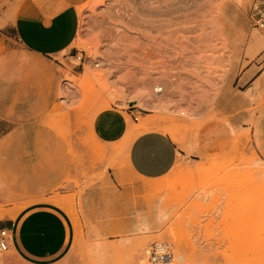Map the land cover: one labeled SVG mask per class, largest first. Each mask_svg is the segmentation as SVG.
Wrapping results in <instances>:
<instances>
[{"label":"rangeland","instance_id":"1","mask_svg":"<svg viewBox=\"0 0 264 264\" xmlns=\"http://www.w3.org/2000/svg\"><path fill=\"white\" fill-rule=\"evenodd\" d=\"M257 1L81 5L75 52L59 59L57 102L36 125L0 137V223L42 200L25 192L61 168L63 179L46 200L71 216L76 239L56 264H154L151 252L161 245L174 255L166 264H264V161L242 126L252 96L232 84L264 64V29L251 18ZM112 107L130 126H156L175 139L180 154L171 173L136 178L127 167L128 141L96 136L94 116ZM29 132L40 146L15 147ZM49 141L68 143V165L55 163L65 149ZM0 264L28 263L8 250Z\"/></svg>","mask_w":264,"mask_h":264},{"label":"crops","instance_id":"2","mask_svg":"<svg viewBox=\"0 0 264 264\" xmlns=\"http://www.w3.org/2000/svg\"><path fill=\"white\" fill-rule=\"evenodd\" d=\"M87 1L0 0V20H3L0 25V137H5L16 125H36L39 117L45 116L57 102L58 67H63L59 59L75 52L80 25L78 8ZM256 68L251 65L232 84L244 87L245 93L252 96L242 106V126L250 130L251 148L264 161V64L259 62ZM231 107L227 106L223 114L233 113ZM248 117L250 123L246 121ZM155 127L147 130L130 126L116 107L97 113L93 119V131L101 141L109 144L128 141L127 167L139 179L163 178L171 173L179 159L178 143L169 133ZM30 132L25 139L15 141V147H39V141L31 138ZM135 134L138 136L133 138ZM45 146L65 149L55 163L71 162L68 143L49 141ZM31 160L33 157H27L25 162ZM18 162L23 161L18 158ZM61 170L57 168L45 183L35 181L25 192L42 200L26 206L16 218L0 223L9 230V250L28 264H56L67 257L75 243L76 228L71 216L46 200L62 181Z\"/></svg>","mask_w":264,"mask_h":264},{"label":"built area","instance_id":"3","mask_svg":"<svg viewBox=\"0 0 264 264\" xmlns=\"http://www.w3.org/2000/svg\"><path fill=\"white\" fill-rule=\"evenodd\" d=\"M251 18L256 27L264 29V0L257 1L251 7ZM78 56V55H77ZM78 59L82 62L83 57ZM99 65L96 64V67ZM157 90V89H156ZM163 88H158V92H161ZM135 122H139V117L133 115L132 117ZM9 239L10 233L7 228L0 226V252H5L9 250ZM151 260L154 264H166L168 261L174 259L172 249L168 245H161L151 252Z\"/></svg>","mask_w":264,"mask_h":264},{"label":"bare ground","instance_id":"4","mask_svg":"<svg viewBox=\"0 0 264 264\" xmlns=\"http://www.w3.org/2000/svg\"><path fill=\"white\" fill-rule=\"evenodd\" d=\"M138 134H140V133H138ZM138 134H135L134 137L138 136ZM134 137H133V138H134ZM149 179H150V178H149ZM148 184H149V185H148ZM146 186H147V187H148V186L154 187V186H156V185H155L154 183H147Z\"/></svg>","mask_w":264,"mask_h":264}]
</instances>
